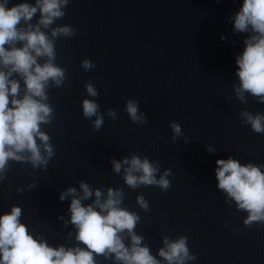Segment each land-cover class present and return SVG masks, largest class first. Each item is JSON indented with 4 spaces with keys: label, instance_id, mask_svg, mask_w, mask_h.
<instances>
[{
    "label": "water",
    "instance_id": "water-1",
    "mask_svg": "<svg viewBox=\"0 0 264 264\" xmlns=\"http://www.w3.org/2000/svg\"><path fill=\"white\" fill-rule=\"evenodd\" d=\"M20 2L35 4L9 0L8 6ZM241 4L242 0H70L62 19L48 28L41 25L50 39L56 26L76 29L75 36L55 41V62L65 69L66 80L47 90L55 117L51 124L41 125L55 155L46 170L9 161L6 178L0 181V214L17 205L21 223L34 238L52 247L74 246L76 229L64 225L71 197H58L68 187L82 196L79 182L84 181L104 196L108 188L123 190L120 206L139 216L134 231L161 264H167L157 255L164 236L187 237L189 251L196 255L187 264H264V225L243 224L247 214L234 202H225L214 172L215 161L229 156L241 164H264V134L253 132L239 118L241 110L264 113V103L247 95L243 104L232 89L238 84L235 57L247 34L234 33L229 17ZM39 19L37 11L29 23L35 25ZM85 58L95 67L84 70ZM12 78L20 81L23 94L21 77ZM87 83L94 84L98 97L87 96ZM85 98L95 100L104 115L98 131L91 126L95 117L82 115ZM127 99L138 102L146 124L130 120L124 110ZM109 108L116 110L115 120L107 116ZM172 121L183 132L175 141ZM209 146L214 153L206 150ZM133 154L160 165L157 179L170 170L171 186L130 188L123 179L126 165L117 174L111 160ZM139 195L148 202V211L137 204ZM129 243L125 233V244ZM96 261L114 264L102 256Z\"/></svg>",
    "mask_w": 264,
    "mask_h": 264
},
{
    "label": "clouds",
    "instance_id": "clouds-1",
    "mask_svg": "<svg viewBox=\"0 0 264 264\" xmlns=\"http://www.w3.org/2000/svg\"><path fill=\"white\" fill-rule=\"evenodd\" d=\"M69 2L35 0L34 5L20 2L9 7V0H0V181L6 178L9 161L29 163L33 169L46 170L55 155L50 137L41 125L51 124L55 117L53 108L47 103V90L62 86L66 80L65 69L55 62V41L75 36L76 29L69 25L56 26L51 30L50 39L40 26L48 28L62 19ZM37 11L40 19L33 25L29 22ZM229 19L234 33L247 34L242 40V52L235 57L238 84L233 83V92L243 104L247 103V95L264 103V0H242L239 10ZM221 39L226 38L221 36ZM17 42H22L20 47L15 46ZM42 57L47 59L40 64L37 60ZM81 67L87 71L95 65L85 58ZM13 74L23 80V94L21 83L12 78ZM84 87L88 97H98L94 84L87 83ZM81 108L85 119L95 117L91 126L98 131L104 124L100 106L95 100L85 98L81 101ZM124 110L133 123H147L145 113L140 111L135 99H127ZM107 116L115 120L116 110L109 108ZM239 118L253 132L264 134V113L241 110ZM170 127L173 141L183 135L178 122H170ZM206 150L215 152L211 146ZM215 164L216 186L226 194L225 202H234L237 210L247 214L243 220L245 226L250 227L254 222L257 226L264 225V171L261 170L264 164H241L231 156L217 159ZM111 165L117 174L126 165L123 179L132 189L151 185L167 190L171 186L167 178L171 175L170 170L166 169L157 179L160 165L146 157L133 154L120 161L112 159ZM29 187H35V184ZM79 188L82 196L76 188L68 187L58 197L60 201L71 197L68 220L62 216L58 219L64 220L65 226L70 223L75 227L76 245L52 247L43 238H34L21 223L22 209L12 205L10 211L0 214V264H97V256L112 259L114 264H161L147 245L142 246L144 238L134 231L139 216L120 206L124 197L122 189L108 188L104 196L99 189H91L84 181L79 182ZM93 196L92 203H82ZM136 202L148 211V202L143 195L137 196ZM125 233L130 238L128 245L125 244ZM157 255L167 264H187L196 259V255L189 251L185 236L175 240L164 236L163 247L158 249Z\"/></svg>",
    "mask_w": 264,
    "mask_h": 264
}]
</instances>
